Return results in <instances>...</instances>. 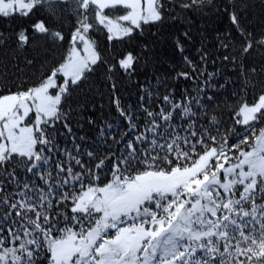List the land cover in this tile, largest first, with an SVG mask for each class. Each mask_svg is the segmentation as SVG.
<instances>
[{
    "label": "snow or ice",
    "instance_id": "obj_1",
    "mask_svg": "<svg viewBox=\"0 0 264 264\" xmlns=\"http://www.w3.org/2000/svg\"><path fill=\"white\" fill-rule=\"evenodd\" d=\"M246 7L0 0L30 21L0 31V264H264V0L258 26ZM208 13L218 46L190 56L178 30L182 69L122 101L154 44L117 45Z\"/></svg>",
    "mask_w": 264,
    "mask_h": 264
},
{
    "label": "trees",
    "instance_id": "obj_2",
    "mask_svg": "<svg viewBox=\"0 0 264 264\" xmlns=\"http://www.w3.org/2000/svg\"><path fill=\"white\" fill-rule=\"evenodd\" d=\"M237 3L251 6L245 8L244 14L251 20L254 26H258L260 24V16L262 12L261 0H237ZM29 24L30 21L24 17H17L15 19L0 17V31L6 33L14 32L20 27H27ZM186 29H191L193 34V42L186 45V48L188 49L187 54L190 56H195L196 49L201 46V41H203L205 46L215 49V47L218 46L216 43L217 35H223L231 30L230 22L225 14L208 13L206 15H192L187 21L176 22L175 24L169 23L160 29L156 27L146 28L144 35L139 39L128 43H119L117 46L120 48H127L144 41H150L154 44L153 63L142 68L140 74L134 76L132 80L129 81L125 79L120 85L118 95L121 97L122 101L126 103H132L135 101L138 92V87L135 84V81L139 80L143 83L147 80L155 83V77L157 76H168L169 79H171L176 71L182 69L181 58L174 51L172 36L176 34L178 30L183 31ZM97 39L103 47L106 43L104 34H99ZM113 43L115 44L117 42L114 41ZM179 85L180 87L177 88V91L182 87L191 86L184 81H180ZM98 103H103L105 105L104 112L108 118L114 119L116 117L117 114L115 113L114 108L109 107L107 95H105L102 100L98 97Z\"/></svg>",
    "mask_w": 264,
    "mask_h": 264
}]
</instances>
